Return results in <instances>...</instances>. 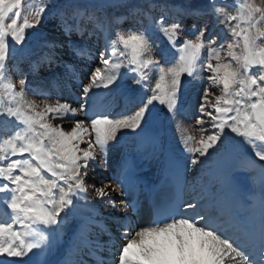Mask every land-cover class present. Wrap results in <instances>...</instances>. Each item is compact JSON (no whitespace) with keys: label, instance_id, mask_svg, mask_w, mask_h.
I'll return each instance as SVG.
<instances>
[{"label":"snow or ice","instance_id":"6c2138e0","mask_svg":"<svg viewBox=\"0 0 264 264\" xmlns=\"http://www.w3.org/2000/svg\"><path fill=\"white\" fill-rule=\"evenodd\" d=\"M39 3V7L23 12L31 0H0V123L10 120L15 126L11 134H0V205L5 208L0 214V264H15L11 258L23 260L34 250L43 254L74 207V200L88 198L85 181L89 162H94L99 153L106 161L109 143L116 141L122 131L142 129L153 105L163 106L175 121L191 165L207 158L227 129L252 150L255 159H246L258 161L264 168V4L242 0L233 5L235 12H229L226 6H220L227 0H210L212 8L208 11L224 25L222 32L231 37L219 44L214 36L205 39L207 27L197 30L193 25L194 38H189L183 35L178 18L165 24V16H161L156 22L158 30L177 53L174 61L165 54L163 64L153 55L151 32L144 27L116 30L114 38H109L113 24L122 25L130 16L148 17L156 4L149 3L148 12L133 7L128 15L111 20L103 13V5L96 9L75 7L71 10L74 27L68 25L67 14L61 12L68 35L75 31L83 36L89 24V35L107 34L99 53L100 66L95 67L86 83L71 65L67 66L82 92L79 107H73L62 98L55 102L47 96L41 101L27 98L26 89L31 90V85L26 78L18 81L19 88L11 82V72L19 69L9 66L8 58L15 45L23 44L28 30L41 22L46 8L44 0ZM160 7L167 15L168 6ZM184 14L196 16L206 14V10ZM205 49L207 56L201 61ZM75 54L81 59L94 58L87 48L75 49ZM47 62L52 61L49 58ZM122 68L135 74L133 83L145 86L149 82L144 91L150 94L140 97L135 110L114 114L109 109H92L90 94L110 89L120 78ZM253 68L259 70L258 74L252 73ZM148 69L155 72L154 82L149 81ZM32 71H39V66L33 64ZM201 71L209 74L201 91L199 116L193 124L184 125L178 118L185 112L180 107L182 78L196 80ZM81 112L85 119L76 118ZM68 117L74 122L69 121L66 130ZM121 183L93 187L95 195L89 199L106 201L113 209L126 212L129 205L118 208L112 199L114 194H122ZM131 207L136 210V203ZM196 208V202L177 199L155 209L143 227L137 228L127 218L120 223L123 243L110 261L101 264H264V211L258 236L244 221H237L243 230V235L237 236L211 215L191 211ZM114 243L110 240L109 251ZM254 247H258L259 256L252 251Z\"/></svg>","mask_w":264,"mask_h":264},{"label":"bare ground","instance_id":"6f19581e","mask_svg":"<svg viewBox=\"0 0 264 264\" xmlns=\"http://www.w3.org/2000/svg\"><path fill=\"white\" fill-rule=\"evenodd\" d=\"M178 9L184 10V13L188 12L186 9L182 8V5L178 7ZM196 9L207 11L204 7H197ZM195 11L196 10H194V12ZM184 13L176 11L171 15L177 16L183 14V18H185L183 22H188V14ZM203 15L204 14L196 16L202 18ZM120 16L125 15H118L116 17ZM130 20L138 19L137 17H131ZM212 21H209V24L206 26L209 32L212 31L215 28V24L218 23V21ZM125 23L126 21L123 25ZM89 28H92L91 24L87 26V29ZM222 30L223 28L218 31V35H220L218 37L221 39L223 36H228L223 33ZM94 36L95 34L90 35V38L86 40L87 43L83 42L81 46H78V44L71 45L70 50L87 48L95 58L94 55L96 52L94 51V46L90 43L94 40ZM88 42L90 43L89 45ZM72 47H74V49H72ZM55 55L57 56L59 53L56 52L55 54V52L53 53L51 51L45 52L42 63H46L49 58L52 62L57 61ZM73 56L75 62H73L71 66L75 69L76 74H78L81 80L83 79L82 72L92 59H81L75 53ZM78 60L82 62V65L76 63ZM42 63L35 62L34 64L38 65L40 69V67L42 68L43 66H41ZM63 68H65V74L62 78L67 81L68 90L74 93L73 98L69 96L74 100L78 94L71 79L74 78L73 74L69 72L67 67ZM34 73L38 74L37 71ZM202 73L203 71L196 74V79H199V81H195V86L198 88L200 87V90L202 88L200 85V76H202ZM74 80L77 84L79 83L76 79ZM127 80V77H123L118 84V88L122 86L120 88L122 91L118 90V94H113L115 96H113L114 98H121L123 108L132 106L131 104L136 101L139 102L141 97L139 92L144 91H138L139 94H136L137 98L133 97L134 100L131 101L132 96L130 97V94H128L127 97L124 96L125 93H128L123 89L126 88L125 84L128 83ZM54 83V90H56L59 95L63 94L60 85L61 82L59 81L58 83L56 80ZM139 88L140 87H138V90ZM188 89L189 88L183 86V89L181 87L180 93V107L184 108L185 112L183 115H179L178 118L184 125L193 124V120H190V116L196 115L194 112L195 102L192 103V101L190 102L188 100ZM38 91L40 94L46 96H51L52 94L49 88L45 87L40 88ZM103 91H105V89L94 90V92L90 94V101L94 102ZM197 95L195 94V97L199 98ZM70 98L69 100L73 102ZM102 109L105 108L103 107ZM85 117L86 115H84L83 119H85ZM186 118H188L189 121L186 120ZM196 135L199 136V132L196 133ZM122 137L129 141L121 143L122 139L120 140V138ZM232 140L231 138L228 141L227 147L222 152L218 153V157L214 159L211 158L213 153L215 154L216 152L217 148L215 147V149L210 150V154L207 158H201L202 162L193 166L190 163L191 158L189 154L184 151L181 137L176 131L175 121L171 119L167 111L160 113L153 110L151 107L149 115L142 125V129H138L136 132L127 130V133L126 131H122L117 136L116 141L109 143L106 160L107 166L105 168L101 170L97 168L98 170L94 169L92 171L91 166H94L93 164L98 162L99 158H96L94 162H89L85 181L88 189V198L79 201L74 200V207L69 209L67 215L64 217L65 222L59 226L58 231L52 236L50 244L44 250L43 254L38 255L36 250H34L33 253H29L23 260H16V258L11 259L15 261V264H48L49 260L64 248L67 254L61 259L59 264H99L96 259L105 262L108 260L110 261L116 249L123 243L120 236V231L122 230L120 223L130 217L131 214L128 209L126 212L119 211L113 209L106 201L92 200L89 198L95 195L93 187L103 186L101 184L97 186L94 185V183L101 182L102 180L112 185L121 183L122 166L130 155L135 157V161L138 164L136 172L128 181L126 190L123 189L121 184L120 190L122 194H114L112 199L116 202L118 208H122L124 204L128 205L133 197L138 198L140 209L135 219L138 221L139 227L147 225L152 217V209L148 201L149 195H147V190L151 183L157 182L161 177L167 155L174 154L184 162L194 180V182L192 179L189 180L188 190H190V192H188L186 198L188 202L197 203V208L191 210L192 212L211 215L213 220L219 223L222 228L234 235H236L238 230L242 231L237 225V221H244L251 229L253 228V232L258 236L261 213L264 211V197H262V189H264V168L259 166L258 161L252 163V160L246 159L247 157H252L253 160L255 159L246 144L233 143ZM101 164L103 163L101 162ZM101 164L99 162L96 165ZM200 179L201 184L199 185ZM213 186L215 188H213ZM4 211V206L0 205V214ZM224 215L228 216L224 218ZM105 227L107 231H105ZM107 233H110L111 236H108ZM241 235H243V233ZM112 239H114L115 243L112 246V251H109V242ZM98 244L99 247L97 246ZM257 250L258 247L252 249L254 254Z\"/></svg>","mask_w":264,"mask_h":264},{"label":"rangeland","instance_id":"374dc122","mask_svg":"<svg viewBox=\"0 0 264 264\" xmlns=\"http://www.w3.org/2000/svg\"><path fill=\"white\" fill-rule=\"evenodd\" d=\"M240 2H242V0H227L226 5H220V6H226L229 12H235L237 8L234 7L233 5L234 4L238 5ZM149 3H154L157 5V7H155L149 12L148 17H145L143 14L138 15V16H130L129 19L126 20V23L124 25L123 24L122 25L113 24L111 26V30H110L111 35H109V38H114V32L116 30H126L132 27L133 25H135L137 28L144 27L151 32V40L153 43V55L155 56V58L159 59L162 64L165 62V54L167 55L168 60L174 61V59L177 56V53L175 51V48H173L168 43L166 37L158 30V26L156 22L160 19L161 16H165V19H164L165 24L176 22L174 18L177 17L182 24L183 35L189 38H194L192 36L193 25H195V28L198 30L202 27H206L209 24V21H212V20H213L212 22L218 21L217 17L214 14H212L210 11H208L212 8V4L210 3V0H44V6L46 8V11L43 14V18L41 19V22L36 28L28 30L26 34V39L23 42V44L15 45L14 53H11L8 58L7 64L9 66L16 65V67L19 69V72H17L16 70H13L11 72V82L15 83L17 85V88H19L18 81L20 79L26 78L29 85H31V90L26 89V97L29 99H35L37 101H41L45 99L46 96L43 94H40L38 90L40 88L45 87V88H49V90L52 93L53 91H56L54 90L55 84L53 83L56 80L58 81V83L60 81L61 90L63 91V94H61L63 98L60 95V97L62 98V102L63 100H67V102L72 104V106L74 105L73 107H79V102H80L79 98L82 97V92L79 87V83L77 84L76 82L72 81L77 90V94H78V96L74 98L75 100L74 101L72 99L74 93L73 92L71 93V91L68 90L67 81H65L64 78H62L65 74V68H62L64 65V62H62V60L65 59L66 61H70V62L71 60H73V62H75L73 59L74 58L73 54L75 53V50H70V47L71 45H74V44H78V46L79 45L81 46L83 45V42L87 43L86 40L90 38L89 36H87V34L90 31H92V28L87 29L85 31L86 33L84 32L83 36L76 34L75 31H73L71 35H68L65 33L64 28L62 26L60 13L61 12L66 13L67 15L65 19L67 20L68 25L74 27L75 21L71 19V10L75 7L96 9V8H100L103 5L102 11L104 14L107 15V17L110 20L113 17H116L118 15H128L129 10L133 7H139V8H142L145 12H148ZM256 3L264 4V0H256ZM161 5H166V6L169 5L166 9L167 15H165V10H163L160 7ZM181 5H182V8L186 9L188 12H194V10H197L196 9L197 7H204L205 9H207V11H206V14L202 16V18L200 17L198 18L197 16L188 14L187 16L188 22L187 21L183 22L185 20V18H183V14L177 15V16L171 15L172 13L174 14V12L177 11L176 9H178V7H180ZM39 6H40L39 0H31V4L23 8V12H29V8H37ZM131 17H137L139 21L130 20ZM232 23L234 24L236 22L234 21ZM220 26L221 28H224V25L218 22L217 24H215V28L212 31L209 32L208 30V32H206L205 34V39L207 40L209 36H214L217 38V44L225 40H230L231 39L230 36H226V37L223 36L222 39L218 37L220 36L218 35V31L221 29ZM105 35L107 34H95L93 38L94 40L90 42L92 46H94L93 47L94 51L96 50L97 57L92 61V63L88 65V67H86L87 68L86 72H84L85 75L82 76L83 78L82 81L85 83L87 82V78L90 76L91 72L95 69V67L100 66L98 58H99L100 51L102 50V48L104 47L106 43ZM90 43L88 42V45ZM180 43L181 41L178 40L177 46H179ZM10 44H11V41H10ZM49 45H55V47H50ZM72 49H74V47H72ZM47 51H51L53 53L55 52V54L56 52L59 53V55L57 56L55 55V57H57L56 60H59V61L52 62L49 64L47 62H46L47 64L42 63V61L44 60L43 55ZM206 56H207V50L205 49L204 53L202 54L201 61H203V59L206 58ZM35 62L42 63L41 66L43 65L42 68L40 67L39 71H37L39 75L32 71V65ZM76 63L79 65H82L81 64L82 62L80 60H78V62ZM165 66H168V65L165 64ZM146 72L149 73V81L154 82V78H155L154 70L148 69L146 70ZM258 72L259 70L257 68L252 69L253 74H258ZM208 74L209 73H207L206 71H203L202 73L203 77L200 76L201 78L200 85L202 87L201 90L199 89L200 87L198 88L195 86L196 85L195 81L198 82L199 79L190 80L188 77L182 78V86H181L182 89H183V86L189 88L188 89V96H189L188 100L190 102L192 101V103L195 102L194 112L197 116L196 115H193L192 117L190 116V120L191 121L193 120L192 123H194L195 119L199 116L197 108L200 103L201 91L207 83L205 77ZM123 77H127L128 79L127 80L128 83L125 84L126 88H123L128 93H125L124 96L127 97L128 94H130L129 96L130 97L132 96L131 101H133L135 97L137 98L136 94L140 93L141 96L145 94L146 95L150 94V93H146L145 91H143L144 87L150 86V84H148L149 82H145V86H141V85L139 86L133 83L135 74L129 73L126 69L122 68L121 76L117 80V82L114 85H112L110 89H105V91L101 93L103 95L102 101H104L105 104H109V108L112 107V113L120 112L121 107H122L121 98L119 97L114 98L115 96L113 94H116V93L118 94L117 91L121 90L120 88L122 86L120 85L121 87L118 88V84L121 82ZM127 86H128V89H127ZM138 87H140L141 89L139 88L138 90ZM140 90L143 92L138 93V91ZM52 94H53L52 97L49 95L51 98L48 96L47 97L50 98L52 102H55V100L59 98V94H55V93H52ZM195 94L196 95L198 94L197 97L199 98H196ZM216 94L218 95L219 92L216 91ZM57 95L58 97H56ZM69 96H71L72 98H70ZM69 98L73 100V102H71ZM194 99L195 100L197 99V100L195 101ZM138 103L137 104L132 103L134 107L130 109L135 110V108L139 106ZM76 118L83 119V112L79 113ZM186 120L189 121L188 118H186ZM69 121L74 122L71 117L66 118L65 120L66 130H68L67 124ZM54 123H58V121H55ZM14 130H15V126L12 121L7 120V121H4L3 123H0V134L8 135V134H11V132ZM125 131L127 133V130H124V132ZM231 138L233 139L232 140L233 143L244 144L242 141V138L236 137L235 134H232L231 136V134H229L228 130L226 129L224 137L222 138L221 142H219L218 145L216 146L217 149H216L215 154L213 153V156L211 157L212 159L218 157V153L222 152L227 147L228 141ZM121 143H124V142L121 141ZM82 147H84V145H82ZM249 151L252 153V150L250 148H249ZM103 157L104 156L102 153L98 154L97 156V158H99L98 162L94 163L93 164L94 166H91L92 171L97 168L101 170L107 166L105 163L101 164V160L103 159ZM99 162L101 165H96ZM102 182L106 183V181L102 180L101 182L99 181L98 183H94V185H97V186L100 184L103 185Z\"/></svg>","mask_w":264,"mask_h":264},{"label":"water","instance_id":"95a60500","mask_svg":"<svg viewBox=\"0 0 264 264\" xmlns=\"http://www.w3.org/2000/svg\"><path fill=\"white\" fill-rule=\"evenodd\" d=\"M152 107L155 110L160 111V112H163L165 110V108L161 105H153ZM61 255L56 256L55 259L53 260L52 264H55L57 262V260L61 257Z\"/></svg>","mask_w":264,"mask_h":264}]
</instances>
